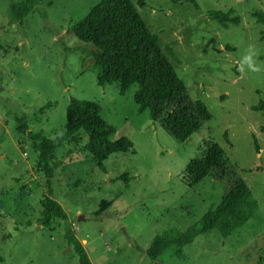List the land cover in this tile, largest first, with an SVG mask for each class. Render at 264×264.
Segmentation results:
<instances>
[{
    "label": "rangeland",
    "instance_id": "rangeland-1",
    "mask_svg": "<svg viewBox=\"0 0 264 264\" xmlns=\"http://www.w3.org/2000/svg\"><path fill=\"white\" fill-rule=\"evenodd\" d=\"M132 1L159 36L188 101L202 100L211 119L182 141L149 111H138V85L121 95L118 83L98 84L93 57L76 49L93 45L73 26L100 0H43L23 26L11 22V1L0 0V264H77L68 224L93 264H264V115L252 108L264 99V71H238L250 44L264 62V21L255 14H264V0H196L199 8L188 0H145L144 7ZM230 9L241 16L239 25L209 18V11ZM71 98L99 104L116 128L112 139L126 136L134 146L111 154L103 168L85 142L66 144L49 179L38 171L29 131L64 133ZM210 140L224 149V165L189 187L183 172ZM242 183L251 197L235 210L251 215L222 236L214 211ZM45 194L68 220L39 223ZM166 232L180 238L153 260L147 250Z\"/></svg>",
    "mask_w": 264,
    "mask_h": 264
},
{
    "label": "trees",
    "instance_id": "trees-1",
    "mask_svg": "<svg viewBox=\"0 0 264 264\" xmlns=\"http://www.w3.org/2000/svg\"><path fill=\"white\" fill-rule=\"evenodd\" d=\"M10 17L12 23L24 25L27 16L38 10L43 0H10ZM180 2L183 0H171ZM191 1L197 8L196 0ZM141 7L145 0H139ZM229 11H209V18L216 20L225 28L239 25L240 15ZM43 16L46 14L42 12ZM258 21H264V14L255 13ZM73 32L82 42L93 47L79 46V49L93 57L97 81L101 86L118 83L121 95L129 88L138 85L135 101L138 111H149L153 121H162L177 138L186 141L193 134L202 130L203 122L210 120L212 113L202 100L188 101L186 86L164 52L159 36L147 27L132 0H100L90 12L73 26ZM71 48L66 51L71 52ZM176 102H178L176 104ZM51 107V102L42 109ZM264 115V99L252 106ZM264 131V126L262 127ZM116 128L107 124L101 117V106L89 100L71 98L67 108V123L62 136L49 137L43 132L29 131L34 147L39 153L36 166L51 179L61 165L57 154L66 144L79 145L85 142L86 150L104 168L103 161L114 153H125L133 149V142L124 136L118 140L112 137ZM256 140V137H255ZM257 146L258 153L260 149ZM226 153L222 146L210 140L206 142L200 158L192 160L185 168L183 182L194 187L202 179L218 171L225 162ZM251 194L247 184L234 188L216 211L215 229L223 236H230L234 229L242 227L251 212L235 210L240 203L250 200ZM42 217L39 223L50 226L55 218L68 220V214L61 203L45 194L40 200ZM65 238L78 254L77 264H93L88 251L68 224ZM180 238L179 234L166 232L157 235L147 254L153 260L160 258ZM4 257L0 255V263Z\"/></svg>",
    "mask_w": 264,
    "mask_h": 264
},
{
    "label": "clouds",
    "instance_id": "clouds-1",
    "mask_svg": "<svg viewBox=\"0 0 264 264\" xmlns=\"http://www.w3.org/2000/svg\"><path fill=\"white\" fill-rule=\"evenodd\" d=\"M259 56V52L256 49L255 45L250 44L245 50V54L242 56L241 60L238 64V71L244 73L245 68L249 72L260 73L264 71V62H257V57ZM58 135L62 136L63 133H58ZM55 139V137H54Z\"/></svg>",
    "mask_w": 264,
    "mask_h": 264
},
{
    "label": "crops",
    "instance_id": "crops-1",
    "mask_svg": "<svg viewBox=\"0 0 264 264\" xmlns=\"http://www.w3.org/2000/svg\"><path fill=\"white\" fill-rule=\"evenodd\" d=\"M214 212H216V211H214ZM213 211L210 213V214H213L214 213ZM220 233V232H219ZM221 234V233H220ZM222 235V234H221ZM223 236V235H222Z\"/></svg>",
    "mask_w": 264,
    "mask_h": 264
}]
</instances>
